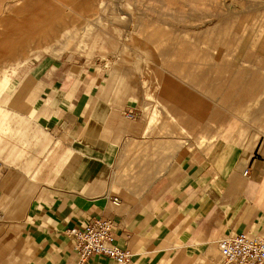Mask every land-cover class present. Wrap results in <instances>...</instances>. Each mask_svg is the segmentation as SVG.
Masks as SVG:
<instances>
[{"label": "crops", "instance_id": "0c3cea01", "mask_svg": "<svg viewBox=\"0 0 264 264\" xmlns=\"http://www.w3.org/2000/svg\"><path fill=\"white\" fill-rule=\"evenodd\" d=\"M51 50L0 57V264H77L68 231L93 219L129 264H221L222 240L264 235V104L255 140L153 143L134 112L142 61Z\"/></svg>", "mask_w": 264, "mask_h": 264}, {"label": "rangeland", "instance_id": "374dc122", "mask_svg": "<svg viewBox=\"0 0 264 264\" xmlns=\"http://www.w3.org/2000/svg\"><path fill=\"white\" fill-rule=\"evenodd\" d=\"M0 10V57H32L38 48L39 57L52 49L107 64L142 61L134 112L141 121L153 118V143L162 137L202 148L208 142L198 135L208 130L215 141L223 133L256 139L264 0H0ZM179 150L165 152L169 163Z\"/></svg>", "mask_w": 264, "mask_h": 264}, {"label": "built area", "instance_id": "2783aa9c", "mask_svg": "<svg viewBox=\"0 0 264 264\" xmlns=\"http://www.w3.org/2000/svg\"><path fill=\"white\" fill-rule=\"evenodd\" d=\"M68 234L74 242L77 264H86L93 256L108 257L117 264L130 263V251L115 244L114 225L108 220L93 219L85 226L70 229ZM219 251L221 264H264V235L236 234L222 240Z\"/></svg>", "mask_w": 264, "mask_h": 264}, {"label": "bare ground", "instance_id": "6f19581e", "mask_svg": "<svg viewBox=\"0 0 264 264\" xmlns=\"http://www.w3.org/2000/svg\"><path fill=\"white\" fill-rule=\"evenodd\" d=\"M69 3L72 1V0H67ZM0 12L2 13V11L0 10ZM1 22V21H0ZM77 31V30H76ZM66 33H67V38H71L72 36H73V31H71V30H69V29H67V31H66ZM17 38H18V36H17ZM85 38H87V37H85ZM20 39H24V36H21V38ZM17 41V40H16ZM46 50V49H45Z\"/></svg>", "mask_w": 264, "mask_h": 264}]
</instances>
